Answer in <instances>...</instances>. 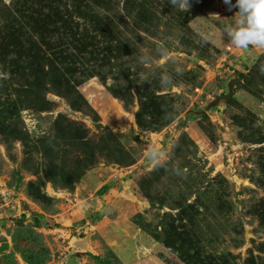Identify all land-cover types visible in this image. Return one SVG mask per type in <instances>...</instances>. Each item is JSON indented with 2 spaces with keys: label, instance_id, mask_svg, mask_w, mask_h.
Wrapping results in <instances>:
<instances>
[{
  "label": "rangeland",
  "instance_id": "obj_1",
  "mask_svg": "<svg viewBox=\"0 0 264 264\" xmlns=\"http://www.w3.org/2000/svg\"><path fill=\"white\" fill-rule=\"evenodd\" d=\"M180 3L0 0V264H264V48Z\"/></svg>",
  "mask_w": 264,
  "mask_h": 264
},
{
  "label": "clouds",
  "instance_id": "obj_2",
  "mask_svg": "<svg viewBox=\"0 0 264 264\" xmlns=\"http://www.w3.org/2000/svg\"><path fill=\"white\" fill-rule=\"evenodd\" d=\"M186 2L187 0H181L180 7H183ZM223 2L230 9L238 8L233 16V22L222 27V34H226L229 38L228 44L241 49H247L250 45L264 48V0H235V4H232V0H223ZM167 57L168 52L161 49V59H167ZM140 60L146 63L148 57L141 56ZM167 82L168 77L165 75L161 78V83ZM146 155L150 160H156L162 156V153L157 147L150 146Z\"/></svg>",
  "mask_w": 264,
  "mask_h": 264
},
{
  "label": "crops",
  "instance_id": "obj_3",
  "mask_svg": "<svg viewBox=\"0 0 264 264\" xmlns=\"http://www.w3.org/2000/svg\"><path fill=\"white\" fill-rule=\"evenodd\" d=\"M112 192V191H111ZM85 196V202L84 203V207H88L89 205V208H85V209H82L83 211L82 212H85V213H89V211L91 209H98L99 208V202L101 200V197L97 194H95V192H93V195L89 193V191L86 192V195ZM83 196V197H84ZM106 196H104L105 198ZM101 203V202H100ZM85 204H87V206H85ZM103 206V205H102ZM81 214V213H80Z\"/></svg>",
  "mask_w": 264,
  "mask_h": 264
},
{
  "label": "trees",
  "instance_id": "obj_4",
  "mask_svg": "<svg viewBox=\"0 0 264 264\" xmlns=\"http://www.w3.org/2000/svg\"><path fill=\"white\" fill-rule=\"evenodd\" d=\"M37 219L43 218L42 216H36Z\"/></svg>",
  "mask_w": 264,
  "mask_h": 264
},
{
  "label": "water",
  "instance_id": "obj_5",
  "mask_svg": "<svg viewBox=\"0 0 264 264\" xmlns=\"http://www.w3.org/2000/svg\"><path fill=\"white\" fill-rule=\"evenodd\" d=\"M239 82V81H238Z\"/></svg>",
  "mask_w": 264,
  "mask_h": 264
}]
</instances>
